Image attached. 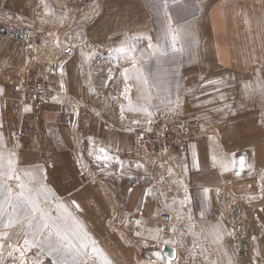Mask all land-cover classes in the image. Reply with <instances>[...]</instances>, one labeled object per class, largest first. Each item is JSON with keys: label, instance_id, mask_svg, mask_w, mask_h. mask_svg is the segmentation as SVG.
I'll list each match as a JSON object with an SVG mask.
<instances>
[{"label": "crops", "instance_id": "1", "mask_svg": "<svg viewBox=\"0 0 264 264\" xmlns=\"http://www.w3.org/2000/svg\"><path fill=\"white\" fill-rule=\"evenodd\" d=\"M46 2L51 11L46 12L41 0H0V87L4 89L0 95V134L3 136L0 150L5 154L14 152L18 168L31 170L42 166V175L46 177L43 182L51 189L49 205L57 202L68 205L113 264H157L153 253L161 251L165 255L163 245L175 250L171 264H229L237 246L229 238L231 228L225 220L229 214L218 209L219 190L222 189L221 196L227 194L223 195V189L235 190L242 202L249 200L250 179L257 174L256 157L264 160V144L260 145L259 141L257 145L251 136L248 144L251 147L247 148L243 138L233 139L237 133L229 131L221 137L218 132L214 135L210 131L206 137L190 140L183 153L173 157L154 156L153 182L141 186L138 177L142 166L137 167L142 165L141 161L124 157L133 148L132 133L108 129L100 115L84 108L85 79L80 67L85 57L82 51L88 55L111 49L125 39L150 30L153 18L150 0ZM227 3L231 14H235L233 23L236 26L242 23L244 27V39L254 40L250 47L255 48V53L233 55L231 66L224 62L221 65L241 74L251 71L252 66H264V0H227ZM53 12L62 16L63 22H57ZM212 12L213 18L212 14L207 17L211 19L207 25H220L215 7ZM25 26H32L41 34L43 46L53 55L55 70L51 84L68 94L58 95L56 103L23 101L24 78L33 62V55L19 31ZM25 105L31 111L25 112ZM227 128L239 129L234 125ZM242 131L244 135L245 129ZM101 147L111 157L123 161V168L116 160L102 166L103 172L92 170L89 163L85 165L86 151L93 148L99 151ZM248 149L253 152L252 159L246 155V164L252 165L251 174L247 167L240 171L237 163V154ZM10 183L15 187L14 181ZM185 197L187 201L181 204ZM203 201L214 204L215 210L203 211L202 206L197 209L196 205ZM161 211H168L171 221L162 220ZM157 229L163 230L160 233L163 239L173 243L147 238ZM137 232L143 235L137 236ZM89 255L92 258L87 264H103L91 252V247Z\"/></svg>", "mask_w": 264, "mask_h": 264}, {"label": "rangeland", "instance_id": "2", "mask_svg": "<svg viewBox=\"0 0 264 264\" xmlns=\"http://www.w3.org/2000/svg\"><path fill=\"white\" fill-rule=\"evenodd\" d=\"M151 4L152 0H150V7ZM213 7H215V17L220 18V25L219 23L216 26L212 23L207 25L210 19L207 17L213 13ZM219 8L221 10H217ZM168 12L172 18V27L184 29L175 45L177 49L183 48V51L171 50V40L165 37L166 22L162 14L157 15L152 7L153 18L150 20V30L142 31L143 33H138V36H132L136 38L140 49H147V38L151 37L152 44L160 45L167 52V56L162 58L163 62L157 65L156 57L150 55L152 50H147L144 69L148 74L156 73L158 70L161 73L167 72V83L162 85V89L166 91H161L160 95L167 96L175 102L179 94L181 99V107L176 112H170L163 105L159 111L155 107L150 108L149 110L153 113L152 123L164 120L179 124L188 123L200 131V136L196 139L206 137L210 131L218 132L221 137L230 131L233 134L237 133L233 135V139L242 140L243 138L247 148L251 147L248 145L251 136L255 137L254 141L257 145L259 141H261L260 145L264 144V100L259 94L252 95L250 98L244 90L245 84L256 88L257 81L264 82V66H252L251 71L241 74L232 72L233 69H225L221 65L224 62L231 66L233 55L255 53V48L250 47L254 40L244 39L246 35L244 27L241 26L242 23L237 26L233 23L235 14H231L227 0H177L176 3L169 0ZM210 17L212 19L213 14ZM257 25L258 23L255 26ZM118 46H113L111 49ZM111 49L98 50L91 54L90 59H86L88 55H85L82 60L80 74L85 79L83 88L86 91L85 100H83L84 108L96 114L99 113L105 122L113 125L114 128L111 130L132 133L146 128L149 125L147 123L149 117L141 112L128 110V102L121 95L125 86L121 73L123 68L129 67V63L122 58L117 59V54L110 51ZM136 56L140 58V52H137ZM109 69H111L112 79L108 78ZM209 81L215 83H209ZM152 93L154 97L157 95L155 88L152 89ZM130 95L135 102V87L131 89ZM152 103L160 102L154 99ZM122 104L125 105L123 112ZM133 121H139V123H133ZM229 125L239 129L236 130L237 132L230 130L227 128ZM242 128L245 129L244 135L240 132ZM249 150L237 154L238 164L241 156L245 158V162L246 155L250 159L253 158V152ZM100 154L94 148L86 151L85 165L89 163V167L96 171L115 161L110 160L105 165L104 161L97 158ZM255 162L257 174L254 179H250L249 200L242 202L238 199L240 194L235 190L223 189V195L227 193L225 196H221L222 189L219 190L218 209L227 211L229 214L225 219L231 228L229 238L234 246H237L232 264H264V179H262L264 160L260 161L256 157ZM226 188L229 189V187ZM196 206L197 209L202 206L203 211L215 210L214 204L210 202L203 201ZM3 261L4 264H12V259L5 253Z\"/></svg>", "mask_w": 264, "mask_h": 264}, {"label": "snow or ice", "instance_id": "3", "mask_svg": "<svg viewBox=\"0 0 264 264\" xmlns=\"http://www.w3.org/2000/svg\"><path fill=\"white\" fill-rule=\"evenodd\" d=\"M176 2L177 0H172V3ZM41 3L46 12L51 11L46 0H41ZM168 6L169 0H152L151 4L153 11L157 15L162 14L166 22L165 37L171 40V50L173 52L183 51V48L177 49L175 45L184 29L183 27H172ZM52 14L57 22H63L62 16H56L54 12ZM147 39V49H140L136 38L133 37L121 41L118 47L110 51L117 54V59L122 58L129 63V67L123 68L121 73L125 81L121 95L128 102V110L145 114L149 117L147 123L151 124L153 113L149 110L150 108L155 107L159 111L163 105L170 112H176L181 107V99L179 94H177L175 102L168 99L167 96L160 95L161 91H166V89H162V85L167 83V72L161 73L159 70L153 74L145 72L147 50H152L150 55L156 57L157 65H160L163 62L162 58L167 56V52L160 45L151 43V37ZM56 44L58 47V38ZM137 52H140V58L136 56ZM81 55L85 56V53L82 51ZM85 58L90 59L91 53ZM60 71L63 74L62 66ZM108 78L112 79L111 69H109ZM209 83L215 82L209 81ZM63 87L64 84L61 81V88ZM133 87L136 89L135 102L130 95ZM153 88L157 93L155 97L152 93ZM244 90L250 98L252 95L259 94L264 100V82L257 81L256 88L245 84ZM3 92L4 89L0 87V95ZM154 99L160 103L153 104ZM124 108L125 105L122 104V112ZM24 111H31V107L25 105ZM133 123L138 124L139 121H133ZM148 131H151V128ZM2 144L3 136L0 134V145ZM99 153L101 155L97 158L104 161L105 165L110 160H116L123 168V161H120L118 157L109 156L106 148H99ZM216 159L217 157L214 156L213 160ZM232 164L235 166V161H232ZM141 166L137 164V167ZM239 167L240 171L247 167L251 174L252 165L246 164L243 156L239 158ZM100 171L103 172L104 168L101 167ZM42 173L43 168L39 165L31 170L18 168L16 154L14 152L5 154L0 150V264H4L5 252L12 259V264H46L48 258H50L48 264H87V260L92 258L89 255V247H91L92 253L102 259L103 264H113L103 250L97 247L96 241L90 237L83 221L69 210L68 205L62 202H57L54 206L49 205L51 189L43 182L46 177ZM236 174L239 175L240 172L238 171ZM12 181L15 182V187L10 183ZM207 191L204 189L205 193ZM186 201L187 197L180 203L184 204ZM72 204L79 208L75 201H72ZM53 208L55 214H53ZM201 215L203 216V212ZM136 223L140 224V221L137 220ZM191 227L194 225L190 226V229ZM162 231V229H157L154 235L150 234L147 238L165 244L173 243L171 240L162 238L160 235ZM136 235L142 236L143 234L137 232ZM153 256L156 258L157 264H171L172 257L163 255L161 251L154 252ZM229 264H232L231 259H229Z\"/></svg>", "mask_w": 264, "mask_h": 264}, {"label": "built area", "instance_id": "4", "mask_svg": "<svg viewBox=\"0 0 264 264\" xmlns=\"http://www.w3.org/2000/svg\"><path fill=\"white\" fill-rule=\"evenodd\" d=\"M80 2V0H69ZM22 41L29 47L33 55V62L26 73L23 82V101L33 104L42 102H55L58 95L68 96L64 91L55 89L51 84V76L55 70V61L49 49L43 46V39L32 26L19 28ZM56 97V99H53ZM108 129L114 128L109 122H105ZM151 128V131L148 129ZM19 134V133H17ZM200 131L190 124H179L170 121H157L147 125L146 128L132 132L133 148L124 154L127 159H137L142 163L141 174L138 183L145 187L153 182L151 166L153 157L158 154L174 156L184 152L187 142L199 138ZM160 217L164 221H171L172 215L168 211H161Z\"/></svg>", "mask_w": 264, "mask_h": 264}, {"label": "water", "instance_id": "5", "mask_svg": "<svg viewBox=\"0 0 264 264\" xmlns=\"http://www.w3.org/2000/svg\"><path fill=\"white\" fill-rule=\"evenodd\" d=\"M162 251L164 252V254L166 256H171L172 257L171 260H175V250H174L173 247L167 246V245H163L162 246Z\"/></svg>", "mask_w": 264, "mask_h": 264}]
</instances>
